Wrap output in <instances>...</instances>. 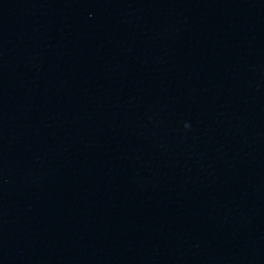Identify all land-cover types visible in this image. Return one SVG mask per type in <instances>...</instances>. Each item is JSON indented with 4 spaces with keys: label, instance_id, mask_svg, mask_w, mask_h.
<instances>
[{
    "label": "water",
    "instance_id": "95a60500",
    "mask_svg": "<svg viewBox=\"0 0 264 264\" xmlns=\"http://www.w3.org/2000/svg\"><path fill=\"white\" fill-rule=\"evenodd\" d=\"M136 264H264V0H250Z\"/></svg>",
    "mask_w": 264,
    "mask_h": 264
},
{
    "label": "clouds",
    "instance_id": "9594fccd",
    "mask_svg": "<svg viewBox=\"0 0 264 264\" xmlns=\"http://www.w3.org/2000/svg\"><path fill=\"white\" fill-rule=\"evenodd\" d=\"M188 127H189V125H188V124H185V125H184V128H186V129H187Z\"/></svg>",
    "mask_w": 264,
    "mask_h": 264
}]
</instances>
